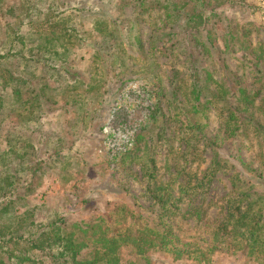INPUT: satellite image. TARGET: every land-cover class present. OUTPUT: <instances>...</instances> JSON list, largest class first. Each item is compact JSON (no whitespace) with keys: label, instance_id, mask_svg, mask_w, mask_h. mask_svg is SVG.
I'll list each match as a JSON object with an SVG mask.
<instances>
[{"label":"rangeland","instance_id":"rangeland-1","mask_svg":"<svg viewBox=\"0 0 264 264\" xmlns=\"http://www.w3.org/2000/svg\"><path fill=\"white\" fill-rule=\"evenodd\" d=\"M250 199L264 210V0H0L4 263L49 223L205 247ZM162 246L149 264H264Z\"/></svg>","mask_w":264,"mask_h":264},{"label":"trees","instance_id":"trees-1","mask_svg":"<svg viewBox=\"0 0 264 264\" xmlns=\"http://www.w3.org/2000/svg\"><path fill=\"white\" fill-rule=\"evenodd\" d=\"M157 188L159 187L155 186L153 190ZM154 195L153 192L152 196ZM155 201L159 203V208L166 207L162 196ZM250 202H245L243 209L234 218V214L229 211L231 206H227L224 222L220 226H215L210 238L206 239L205 247L197 246L196 241H193L194 248L188 250L183 248L186 243L177 246L172 244L170 238L165 239L160 231L145 227L133 230L130 226H124V231L108 234V231L101 228L96 221L78 224V232L70 228L65 229V226L59 223L55 225L49 223L46 224V228L38 231L34 238L26 239L28 243L24 246L25 251L20 248L19 254L15 255L11 254V249H7L6 257L10 262L7 260V263H4L0 259V264H135L131 252L132 256L144 262L141 264H149L155 253L154 248L165 249L162 246L164 242L174 247L175 253L171 252L173 258L191 257L195 261H200L212 245L214 247L217 243L219 247L229 248L232 247L231 241L237 244L232 247L234 251L245 246L250 249V256L253 259L263 262L264 259L260 255L264 253V210L254 211L250 206L253 203L251 199ZM258 220H262V224H258ZM10 238H15V235L9 236L6 240L0 236V243L10 242ZM31 248H37V258L29 256V252H26V249ZM233 250L229 252H234ZM127 251L130 255H127Z\"/></svg>","mask_w":264,"mask_h":264}]
</instances>
